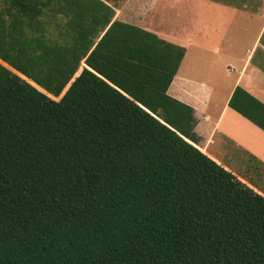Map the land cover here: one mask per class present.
I'll use <instances>...</instances> for the list:
<instances>
[{
  "label": "trees",
  "instance_id": "1",
  "mask_svg": "<svg viewBox=\"0 0 264 264\" xmlns=\"http://www.w3.org/2000/svg\"><path fill=\"white\" fill-rule=\"evenodd\" d=\"M115 12L0 0V264H264V195L167 93L185 48ZM228 105L264 131L248 91Z\"/></svg>",
  "mask_w": 264,
  "mask_h": 264
},
{
  "label": "crops",
  "instance_id": "2",
  "mask_svg": "<svg viewBox=\"0 0 264 264\" xmlns=\"http://www.w3.org/2000/svg\"><path fill=\"white\" fill-rule=\"evenodd\" d=\"M214 1L219 4L214 15L218 14V20L223 17L221 25L210 18L206 19L207 22L197 23L185 14H181L177 22L157 18L163 14L160 13L163 11L159 7L160 0H138L134 21L126 13V8L132 5L128 1L121 3V9L112 6L116 11L115 19L151 31L168 42L183 46L178 42L198 35L199 49L196 50L201 59L208 54L209 61L197 63L191 56L187 59V49L183 46L185 54L167 93L193 108L194 132L198 137L195 145L243 183L264 195V188L250 177L254 171H246L240 162L241 157L249 158L264 167V131L228 105L237 86L264 103V0ZM227 15L232 18L229 22ZM213 37H216L215 47L207 49L206 44ZM178 38L183 40H174ZM214 71L220 74L222 82L207 83ZM228 79L229 83H223ZM223 153L228 162L222 160Z\"/></svg>",
  "mask_w": 264,
  "mask_h": 264
},
{
  "label": "rangeland",
  "instance_id": "3",
  "mask_svg": "<svg viewBox=\"0 0 264 264\" xmlns=\"http://www.w3.org/2000/svg\"><path fill=\"white\" fill-rule=\"evenodd\" d=\"M108 3H111V5H113L116 9H121V3L128 1V3L132 4L129 5L126 8V13L128 18H130L131 21H134L136 18V6L135 4L137 3L138 0H106ZM173 0H160L159 2V7H161L163 9V11H160L159 15V11L157 10V18H165L166 21L172 20L173 22H177V19H180L182 16L181 14L184 16H187L189 18H191L192 20H195L197 23H202V22H207V18H210L213 22L218 23L219 25H221V23L223 22V17H221L219 20L217 19L218 14L214 15V13H217V9L219 8V4L217 2H215L214 0H180L178 2H174ZM233 2L239 3L238 0H235ZM244 3V2H243ZM247 3V2H245ZM218 5V6H217ZM221 7V6H220ZM228 16V15H227ZM232 18L230 16H228V22L231 20ZM134 23V22H133ZM240 23V22H239ZM214 25V23H213ZM197 26V25H195ZM199 26V25H198ZM197 26V27H198ZM200 28V26H199ZM240 29V28H238ZM201 30V28H200ZM176 41L179 40H183L181 38L178 39H174ZM199 37L198 35L194 36V37H187L184 39L183 42H178L179 44L183 45L186 47L187 49V59L191 56L192 57V61L195 62H207L209 61V55H203L201 59L200 54L197 52L196 49H199V42H198ZM215 41H216V37H213L211 39H209V41L206 44L207 49H214L215 47ZM205 49V48H204ZM84 65H82L79 68V71L81 70V68ZM222 77L220 76L219 73H216V71H214L212 74H210V79L207 80V83H217V82H222ZM223 83H229V79L224 81ZM220 86V85H219ZM245 155V153H244ZM222 160L225 162H228L226 154L223 153L221 156ZM253 160V159H252ZM249 158H242L240 159V162L243 164L242 166H244L246 171H251L253 170L254 172L250 175V177L253 179L254 182H256L255 184H259L258 186L264 188V167L261 168L259 167L255 160L252 161ZM234 168V167H233ZM263 171V172H262Z\"/></svg>",
  "mask_w": 264,
  "mask_h": 264
}]
</instances>
